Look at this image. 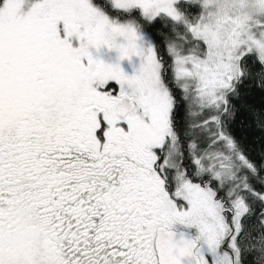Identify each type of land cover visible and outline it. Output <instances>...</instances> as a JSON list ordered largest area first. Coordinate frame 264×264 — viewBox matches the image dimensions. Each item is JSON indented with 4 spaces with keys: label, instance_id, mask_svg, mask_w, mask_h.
<instances>
[{
    "label": "snow or ice",
    "instance_id": "6c2138e0",
    "mask_svg": "<svg viewBox=\"0 0 264 264\" xmlns=\"http://www.w3.org/2000/svg\"><path fill=\"white\" fill-rule=\"evenodd\" d=\"M0 264H264V0H0Z\"/></svg>",
    "mask_w": 264,
    "mask_h": 264
}]
</instances>
